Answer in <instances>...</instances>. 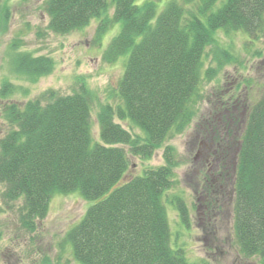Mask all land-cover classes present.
Returning <instances> with one entry per match:
<instances>
[{
  "label": "trees",
  "instance_id": "trees-1",
  "mask_svg": "<svg viewBox=\"0 0 264 264\" xmlns=\"http://www.w3.org/2000/svg\"><path fill=\"white\" fill-rule=\"evenodd\" d=\"M43 9L47 29L56 34L98 18V45L120 24L102 59L125 61V69L112 89L117 100L98 112L99 140L92 120L97 95L84 78L71 94L49 89L25 103L4 106L10 130L0 139L3 201H22L20 222L28 232L46 218L55 194L79 191L95 201L65 236L79 264H197L184 248L172 246L166 204L175 206L186 226L190 211L182 194L168 199L179 183L181 160L176 147L166 142L198 116L205 83L238 59L232 47L219 45V37L241 31L251 47L264 33V0H173L161 12L157 0H44ZM0 12V31L5 32L9 8L0 7ZM20 45L19 39L11 45L14 74L36 83L53 72L51 56L18 51ZM209 47L214 48L215 66L206 67ZM260 85L258 99L243 100L238 121L243 129L233 141L215 129L208 133L234 170L233 226L239 254L264 264V83ZM18 89L6 80L0 98ZM224 129L230 138L231 128ZM163 145L164 164L124 181L131 167L129 154L150 160ZM207 188L216 198L215 189ZM39 264L52 263L45 256Z\"/></svg>",
  "mask_w": 264,
  "mask_h": 264
},
{
  "label": "rangeland",
  "instance_id": "rangeland-1",
  "mask_svg": "<svg viewBox=\"0 0 264 264\" xmlns=\"http://www.w3.org/2000/svg\"><path fill=\"white\" fill-rule=\"evenodd\" d=\"M143 1L138 0V3ZM170 1L173 0H157L158 12ZM43 2L0 0V7H8L10 15L6 31H0V86L9 80L19 88L8 98H0V139L10 130L3 114L7 103L22 104L49 89L68 95L77 89L78 80L84 78L97 95L92 105V120L95 139L99 140L98 112L103 104L117 100L112 89L116 88L125 69V61L107 63L102 59L103 51L119 33L120 24L103 36L100 45L94 42L98 18L81 29L56 34L47 29L49 18L44 12ZM113 14L112 8L110 15ZM16 39L22 42L18 51L51 56L56 62L53 72L36 83L14 74L11 62L15 51L11 45ZM247 40L248 36L241 31L219 37V45L228 49L232 47L238 59L205 83L198 116L186 131L166 142L176 147L181 160L176 169L179 183L168 192V199L173 194H182L190 211L186 226L175 206L166 204L172 246L184 248L189 260L197 264H262L258 257L244 258L239 254L233 226L234 170H230L225 151L215 156L208 147L212 136L208 131L213 129L225 135L229 142L233 141L234 134L243 129L242 122H238L244 114L243 100L247 96L250 102L259 98L257 88L264 83V33L251 47H246L249 44ZM214 48L209 47L211 53H208L206 67L215 66ZM248 81L257 86L251 89L249 85L252 83ZM116 121L129 127L128 122L117 118ZM227 125L231 128L230 138L229 129H224ZM164 149L163 145L146 161L129 154L131 167L124 181L143 174L145 169L164 164ZM207 186L215 189L216 198L206 193ZM3 190L4 186L0 184V264H39L45 256L52 264H79L65 236L95 201L85 199L79 191L55 194L46 218L37 221L35 231L28 232L20 222L22 201L4 202L1 197Z\"/></svg>",
  "mask_w": 264,
  "mask_h": 264
}]
</instances>
